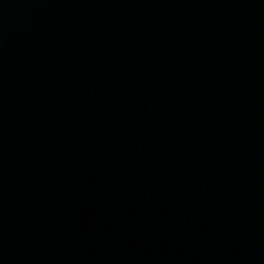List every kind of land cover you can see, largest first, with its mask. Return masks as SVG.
I'll list each match as a JSON object with an SVG mask.
<instances>
[{
	"label": "water",
	"instance_id": "1",
	"mask_svg": "<svg viewBox=\"0 0 264 264\" xmlns=\"http://www.w3.org/2000/svg\"><path fill=\"white\" fill-rule=\"evenodd\" d=\"M0 264H264V0H0Z\"/></svg>",
	"mask_w": 264,
	"mask_h": 264
}]
</instances>
